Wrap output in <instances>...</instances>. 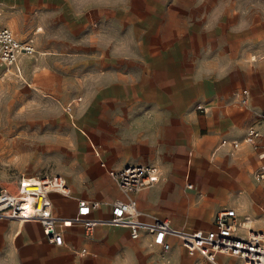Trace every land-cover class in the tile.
Returning <instances> with one entry per match:
<instances>
[{"label":"crops","instance_id":"0c3cea01","mask_svg":"<svg viewBox=\"0 0 264 264\" xmlns=\"http://www.w3.org/2000/svg\"><path fill=\"white\" fill-rule=\"evenodd\" d=\"M16 1L21 3L23 0L7 2L6 7L15 9ZM93 1H30L38 19L46 20L47 15L58 16L61 21L58 31L63 36L77 38L83 30V21L93 17L98 21H119L124 25L125 35L127 28L129 33L134 32L138 37L135 44L138 59L122 70L113 64L103 67L99 62L98 71L105 68L112 71L82 104L86 126L104 124L105 117H108L109 133L113 134L109 140L113 153L107 159L102 146L95 145L94 149L100 151L99 156L94 153L97 165L91 160L72 184L62 175L70 193H50L53 212L72 216L76 200L82 198L99 201L92 217L109 218L110 202L124 196L100 166L101 160L114 169L146 161L162 165L161 179L138 191L134 197L138 208L147 214L143 216L145 221H150L148 215L154 213L169 219L174 228H210L213 219L209 227L192 225L189 220L181 226L178 218L168 214L189 213L202 202L220 204L218 198L224 195L230 181H239L249 190L250 198L257 197L258 192L254 189L259 187L251 180V167L259 165L256 152L240 144L239 150H242L227 158L228 147L221 144L223 139L242 138L255 118V112L229 109V97L232 95V104L241 86H249L255 93L264 84V62H256L251 67L244 62L243 27L230 31L220 22L204 33L205 38L196 27L185 32L181 30V0H137L147 7L145 13L134 16L133 20V15L126 11L123 15L116 14L111 8L89 11L87 6ZM94 4L125 6L132 5V0H95ZM93 26L96 27L97 23ZM39 31L37 28L36 32ZM36 50L41 56L45 54ZM253 70L258 72L255 77L259 78V83L254 81ZM5 72L13 73V67ZM197 106L204 110H198ZM137 151L143 153L142 156ZM181 154H188L186 173L181 168H171ZM202 160L209 166L202 167ZM216 161L230 164L234 173H226ZM189 169L195 171L193 180ZM188 182L193 184L191 189L186 187ZM197 191L203 193L199 195ZM229 204L242 208L237 201ZM219 207L225 206L220 204L215 210ZM203 214L208 221L210 213ZM62 237L63 243L55 244L46 239L41 225L34 220L0 217V264H192L193 257L203 258L199 254L188 255L175 237H166L170 248L163 252L160 246L149 243L150 236L145 230L138 238H131L127 226L108 221L97 224L89 236L81 224L74 223L63 230ZM82 248L86 249L85 254L79 253ZM225 258L229 261L226 262ZM232 258L219 255L217 262L232 264Z\"/></svg>","mask_w":264,"mask_h":264},{"label":"rangeland","instance_id":"374dc122","mask_svg":"<svg viewBox=\"0 0 264 264\" xmlns=\"http://www.w3.org/2000/svg\"><path fill=\"white\" fill-rule=\"evenodd\" d=\"M30 1H16V8L9 9L6 6L12 0H7L8 3L0 0V27L9 28L19 40L32 39L34 47L45 52L41 57L22 55L13 66L11 74L5 72L0 64V188L9 190L15 189L20 177L34 178L49 173L61 174L72 184L80 178L81 170L91 160L97 165L94 146L98 144L105 150L107 159L110 158L113 149L110 148L109 140L113 134L109 133L108 117H105L104 124L86 126L84 112H81L83 100L91 97L98 85L105 82V75L112 71L108 70L110 68L98 71L99 62L103 67L113 64L122 70L138 59L135 52L138 37L134 32L129 33L127 28L125 35L124 25L119 21H98L89 17L83 21L80 36L66 37L58 31L61 24L58 16L47 15L46 20L38 19L35 9H31ZM94 1L87 6L89 11L111 8L119 15L126 11L133 15L132 20L134 16L145 13L147 7L137 0L125 6H100L94 4ZM179 9L183 32L196 27L204 35L220 22L230 31L242 26L245 64L251 67L256 62H264V0H181ZM94 23H97L96 27ZM37 28H40L39 32H36ZM192 57L195 58V55ZM252 73L254 81L259 83V78L255 77L258 72L253 70ZM241 88L250 91L248 103L240 106L235 94L232 104V95L229 97L228 108L255 112V118L251 121L262 131L264 84L255 93L249 86L243 85ZM244 136L245 133L240 139H227L224 146L228 147L225 153L227 158L236 155V151L240 152L242 145L250 147L240 141H243ZM233 140L241 146L233 148ZM136 153L140 156L143 154L139 151ZM187 155L181 154L178 162L171 165L172 170L181 168L186 173ZM145 163L158 169L160 180L163 166L148 161ZM200 165L209 166L204 160ZM219 165L226 173H234L230 164ZM256 169L255 165L251 167V180L259 187L254 189L258 192L257 197L250 198L249 190L240 185L239 181H230L218 201H221L222 206L235 208L241 220L247 216L251 220L252 229L264 232V180L255 178ZM189 173L193 180L195 171L189 169ZM202 193L198 192L199 195ZM230 201L241 203L242 208L230 205ZM220 204L207 205L202 202L196 204L189 213L175 212L168 216L178 218L181 226L189 220L192 225L204 224L209 227L216 211L215 206ZM204 212L210 213L208 221L204 219ZM150 215L159 216L154 213ZM225 261H229V258H225ZM231 262L242 264L237 258H232ZM192 264L210 263L195 256Z\"/></svg>","mask_w":264,"mask_h":264},{"label":"built area","instance_id":"2783aa9c","mask_svg":"<svg viewBox=\"0 0 264 264\" xmlns=\"http://www.w3.org/2000/svg\"><path fill=\"white\" fill-rule=\"evenodd\" d=\"M22 55L40 57L41 53L35 49L32 39L19 40L9 28L0 27V64L5 71L12 69ZM249 98L250 91L247 88H241L237 92L239 105H246ZM197 109L204 110L201 106H197ZM261 121L264 125V112L261 114ZM243 142L257 154L259 165L255 178L264 180V131L252 123L245 132ZM226 143L225 139L221 141L222 145ZM231 146L238 148L240 145L233 140ZM94 153L99 156V149L95 148ZM99 164L124 196L110 202L111 214L107 220L91 216L99 207V201L82 198L76 200V210L72 216L55 214L50 193H70L65 178L57 173L26 180L20 177L14 190L1 187L0 217L34 220L41 225L46 239L59 245L63 243V230L74 223L81 224L85 234L89 236L97 224L108 221L127 226L131 238H138L140 232L145 230L150 236L149 243L160 246L163 252L170 248L166 237L171 236L180 240L188 255L199 254L212 264H218L219 255L237 258L243 264H264V232L247 225L248 217L244 216L241 220L235 208H217L210 228H174L169 219L153 215H148L151 220L145 221L143 216L147 214L138 208L134 194L159 181L158 169L147 163L127 164L120 169L108 167L103 160ZM186 187L191 189L193 184L188 182ZM79 253L85 254L86 249H80Z\"/></svg>","mask_w":264,"mask_h":264},{"label":"bare ground","instance_id":"6f19581e","mask_svg":"<svg viewBox=\"0 0 264 264\" xmlns=\"http://www.w3.org/2000/svg\"><path fill=\"white\" fill-rule=\"evenodd\" d=\"M26 179H27V178H26ZM26 179H25V180H26ZM248 219H249V218H248ZM250 222H251V220L249 219V220H248V224H247V225H249V226H250ZM189 228H190V227L184 226V230H187V229H189Z\"/></svg>","mask_w":264,"mask_h":264}]
</instances>
